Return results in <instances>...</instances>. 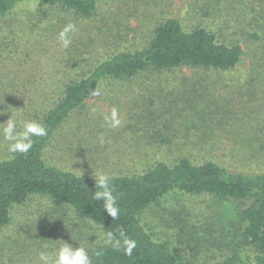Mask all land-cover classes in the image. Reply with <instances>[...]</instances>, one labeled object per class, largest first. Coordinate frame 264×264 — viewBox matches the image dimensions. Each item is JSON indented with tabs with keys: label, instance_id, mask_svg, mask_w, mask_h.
<instances>
[{
	"label": "rangeland",
	"instance_id": "1",
	"mask_svg": "<svg viewBox=\"0 0 264 264\" xmlns=\"http://www.w3.org/2000/svg\"><path fill=\"white\" fill-rule=\"evenodd\" d=\"M103 1L86 19L33 3L0 18V124L11 114L18 122L34 121V114L44 113L56 99L59 86L75 81L106 53L145 47L154 29L174 17L189 29L209 26L220 31L222 41L243 47L244 62L227 72H205L206 80L198 85H192L196 72H175L161 91L143 80L104 82L97 89L100 96L91 97L57 131L45 153L48 165L94 177L98 170L109 176L132 174L188 158L250 174L264 172V77L252 80L255 58L264 56V0H216L218 14L210 18L199 13L198 1L206 0ZM68 23H74L76 31L64 48L58 33ZM203 102L211 112L205 115V125L187 110ZM113 108L119 113L118 127L104 120ZM227 112L229 124L223 125ZM245 116L257 122V141L239 136ZM216 122L220 125L214 126ZM203 127L211 131L208 140L196 131ZM7 143L0 131V154H11ZM250 203L173 191L147 208L141 222L155 240L180 255L182 264H213L231 255L253 258L239 219ZM105 239L92 220L32 196L13 209L10 223L0 229V264H37L40 251L54 254L63 243L85 247L91 256L110 246Z\"/></svg>",
	"mask_w": 264,
	"mask_h": 264
},
{
	"label": "trees",
	"instance_id": "2",
	"mask_svg": "<svg viewBox=\"0 0 264 264\" xmlns=\"http://www.w3.org/2000/svg\"><path fill=\"white\" fill-rule=\"evenodd\" d=\"M102 2L0 0V18L26 3H33L39 9L61 8L76 18L86 19L95 13ZM198 4L202 6L199 8L202 18L218 14V1H198ZM254 21L257 24L258 19ZM219 35L220 31L209 26L189 29L179 19L169 18L154 29L145 47L117 51L111 55L106 53L75 81L59 86L60 92L48 110L34 114V121L47 129V135L33 136V146L27 153L0 154V229L10 223L15 207L21 206L32 196H42L55 206L71 208L78 217L94 221L105 233L113 232L120 241V248L110 245L96 249L90 256L92 264H182L180 255L168 243L155 240L142 225L141 214L173 191L185 195L206 194L227 201H251L239 213V219L244 224V243L253 250V258L240 259L237 255H231L213 264H264V172L250 174L231 170L212 160L195 163L188 158H179L171 164L157 163L143 172L113 175L110 176L111 183L120 207L118 217L113 219L103 210V202L92 198L94 177L79 176L50 166L45 158L57 131L90 100V92L101 88L104 82L133 83L143 80V83L151 82L149 88L161 91L163 85L170 84V75L175 72H196L192 85H198L206 80L205 72H227L241 66L245 54L243 47L238 43L222 41ZM252 37L259 39L257 34ZM255 60L252 80L258 81L260 75L264 77V70L259 72L264 67V56ZM173 88L168 94L173 92ZM187 110L205 125L208 118L205 115L210 112L207 103L203 102L199 107L192 103ZM228 114H223L226 122L221 124H229L226 120L230 118ZM253 119L245 116L243 129L238 131L241 140H258L255 135L257 122H253ZM218 125V122L214 123V126ZM205 130L203 127L196 131L203 132L207 135L203 139L208 140L211 131ZM158 137L162 136L158 134ZM125 240L136 242L131 255L124 250Z\"/></svg>",
	"mask_w": 264,
	"mask_h": 264
},
{
	"label": "clouds",
	"instance_id": "3",
	"mask_svg": "<svg viewBox=\"0 0 264 264\" xmlns=\"http://www.w3.org/2000/svg\"><path fill=\"white\" fill-rule=\"evenodd\" d=\"M76 31L74 23H68L58 33L59 43L62 47L68 48L72 40L70 33ZM91 97L100 96V91L95 88L90 92ZM2 114V113H0ZM105 122L110 127H118L121 123L119 113L116 108L110 110L104 116ZM0 128L4 139L7 143V150L11 154L27 153L33 146V136H46L47 129L40 123L32 120L17 121L11 114L10 119L5 124H0ZM95 191L92 192L94 201L103 202V210L113 219H116L120 213L118 205V197L115 195V188L111 183V177L103 171H97L94 175ZM93 223H95L93 221ZM105 244L112 245L113 247L120 248V241L115 238L111 231L105 233ZM126 254L131 255L133 249L136 247V242L133 240H125L123 242ZM37 264H92V258L85 247H73L67 243H63L58 247L54 254H49L47 251H40L37 256Z\"/></svg>",
	"mask_w": 264,
	"mask_h": 264
}]
</instances>
